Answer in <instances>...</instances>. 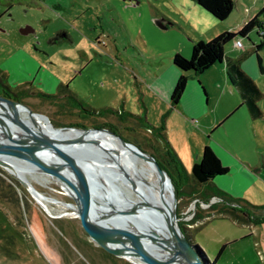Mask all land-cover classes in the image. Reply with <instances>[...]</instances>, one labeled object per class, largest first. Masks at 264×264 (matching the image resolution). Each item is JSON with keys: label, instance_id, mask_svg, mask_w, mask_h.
<instances>
[{"label": "rangeland", "instance_id": "1", "mask_svg": "<svg viewBox=\"0 0 264 264\" xmlns=\"http://www.w3.org/2000/svg\"><path fill=\"white\" fill-rule=\"evenodd\" d=\"M233 2L231 15L226 20H218L219 25L215 26L210 14L192 0H0L1 75H5V83L14 91L27 89L31 93L54 94L55 91L47 89L51 82L74 80L70 88L87 108L115 106L111 105L115 98L123 100L125 95L132 103L138 94L139 74L166 77L173 55L179 52L190 57L193 45L201 36L199 33L205 36L204 41H209L224 31H238L250 13L259 12L264 6V0ZM62 28L70 32L74 43L69 37L55 41ZM257 28L249 36L256 43ZM215 30L222 31L214 34ZM240 39L245 47L240 48L231 41L226 45V54L233 58L242 56L250 41L247 37ZM114 40L120 52L115 51ZM261 54L264 57V52ZM250 57L257 60L256 53ZM193 81L207 104L202 85L209 93L207 86L195 74L189 84ZM213 101L219 108L223 103L219 95ZM23 103L33 112L48 116L47 120L58 128L93 125V121L80 117L70 104L32 95L24 98ZM151 104L154 107L148 122L166 126L160 117H152L160 115V104L148 100V106ZM193 119L198 122L189 120L187 125H180L171 117L165 129L166 133L170 130L171 139H167L175 145L187 170L186 175L177 178L183 184L180 194L174 185L179 224L192 231L195 243L207 254L210 264H240V261L254 264L255 257L247 251L246 241L223 248L225 242L239 235V231L231 219L224 217L226 215L213 213L211 205H219L221 200L211 197L209 205L201 197L200 185L194 180L188 181V177L192 178V150L199 146L203 150L206 143L211 146L215 140L222 143L228 139L236 141L242 134L253 141L257 134L244 127L239 116L208 133L203 128L207 118ZM97 121L95 126L104 123ZM106 123L151 155L158 147L155 136L133 120L121 122L110 118ZM239 125L243 133L238 131ZM175 134L181 143L187 140V154L174 140ZM257 136L264 138V130ZM124 178L130 184L128 187H132L131 190L127 187L126 194L129 195L134 188L130 180ZM30 179L50 200L61 205L64 202L75 205V201L50 177L30 176ZM0 183L3 185L0 191V264H144L134 257H129L132 262L106 252L93 242L80 217L73 214L74 210L51 204L50 212L18 177L2 166ZM136 196L135 193L132 198ZM211 213V217L193 222L197 214Z\"/></svg>", "mask_w": 264, "mask_h": 264}, {"label": "water", "instance_id": "2", "mask_svg": "<svg viewBox=\"0 0 264 264\" xmlns=\"http://www.w3.org/2000/svg\"><path fill=\"white\" fill-rule=\"evenodd\" d=\"M5 103L22 105L32 115L38 114L49 119L44 114L33 112L24 103L0 95V166L8 170V164L3 161V158L16 157L37 167L59 184L79 207L80 203L86 207L94 206L95 217L106 216L105 220L108 223L106 227L110 229L112 237L122 239L123 241L120 242L123 243L122 245L130 240L136 245L135 251L141 253L148 264H166L158 260L141 240L143 237L148 242L161 245V237L149 231L153 230L154 227H151L145 218V216L156 211H161L165 215L167 230L174 242L179 264H206L194 244L187 239L179 224L176 193L173 195L172 203H167L165 200L161 202L149 201L142 196L141 200H135L125 193L117 192L114 183H112L116 176L113 167L122 171L133 184L125 163L119 159L117 150L115 151L98 139L91 138V135L95 132H101L117 138L132 155L154 166L161 183V189L167 185L175 189L171 176L162 168L155 156L143 151L115 131L105 127L76 128L65 126L58 128L51 123L58 131H79L75 136H58L39 130L19 113L10 110ZM105 158L113 162L111 167L104 166ZM23 185L32 192L30 186ZM79 217L93 242L111 255L131 260L129 258L130 251L112 249L101 241L100 235L97 234L81 207ZM133 217L140 225L133 222ZM129 223L134 225L135 230L130 229Z\"/></svg>", "mask_w": 264, "mask_h": 264}, {"label": "crops", "instance_id": "3", "mask_svg": "<svg viewBox=\"0 0 264 264\" xmlns=\"http://www.w3.org/2000/svg\"><path fill=\"white\" fill-rule=\"evenodd\" d=\"M263 11H264V6L261 8L259 12H255L254 14L250 13L248 15V18L244 19L243 27L248 21L252 20L253 18L258 19L261 29H259V27L257 28V35H258L257 43L253 42L252 39L249 37L250 32L252 31L251 30L249 34L246 36L250 41V45H247V48L243 51L244 53L242 54V56H240L239 58H233L228 54H226L225 51L226 59L223 62L217 63L208 70H206L204 73L197 75L200 76V78L203 80L204 84L207 86L208 90L210 91L208 93L206 88L202 85L204 92L207 95V99H206L207 104L204 103V98L199 88H197V86L194 85V81L189 84V80L185 93L183 94V97L179 102V104L176 106H173L171 104V94L181 74V71L174 65L173 62L172 64L170 62L168 66L169 68L168 75L166 77L161 78L158 75H152V74L138 75L137 77L138 94L136 95V99L134 102L130 103L128 97L125 95L123 100L115 98V101L111 103V105H115V106H107V107H112L120 112L128 111L133 114L143 116L148 120V118L150 119L151 109L152 107H154L152 105L153 103L151 104V106L150 105L148 106V100H153L154 102L160 104L161 110L159 109L160 115L155 116L154 114L152 117H155V119L156 118L158 119L160 117L159 118L160 121L161 120L165 121L166 127L168 125V120H170L171 117H172V121L176 123L179 122L180 125L181 124L187 125V122H189V120H191L192 122H198V120L193 118L200 116L203 117L204 119L207 118V121L205 122L203 128L204 131L208 133L212 129L213 131H215V129L219 128L220 126H223L227 122L236 120L235 118L239 116V119L242 121L243 125H245L244 127H247V129L250 132L256 133L257 135L258 133H260L262 135L264 130V57L263 54L261 53L264 52V47L257 50L256 46L264 41V34H262V32L264 33ZM210 18H212L211 20L213 21L211 22L215 26L219 25L218 23L219 21L216 18H214L211 14H210ZM242 28H240L239 30H241ZM254 29H256V27ZM220 31L222 30L219 31L215 30L214 34ZM238 31H234V32H238ZM61 32L66 33L65 35H67V37H69L72 40V43H74L75 39L72 38V35L67 29L62 28L59 33ZM199 35L201 36H199L200 38H198V41L203 40L205 36L202 35V33H199ZM236 40H234V43ZM116 42L117 41L114 40V49L116 52H120L119 46ZM244 47L245 45L243 44L242 48ZM253 53H256L257 60L255 57H250ZM258 55H260L261 60H259ZM228 59L239 60L243 70L252 79H254L258 87L263 92V97L258 102L259 107L263 112L262 118L255 119L251 116L248 107L243 103V99L239 89L231 83L227 69ZM133 71L135 70L133 69ZM192 75L193 74L191 73L189 74V79L192 77ZM73 83L74 80H71L69 82L68 80L60 79L57 80L56 82L55 81L51 82L50 87L47 89L48 91H53V92L55 91L54 94L61 95V97L68 95L70 91H71L70 93H73L75 95L74 91L70 88L71 84ZM216 87H218L219 91L217 90ZM20 90H27V89H20ZM218 95L219 97L222 98L223 101L220 108L214 105V101H213L214 98ZM210 98H211V103L208 104ZM57 102H63L62 104L65 103L69 104V102H67L64 99ZM73 109L79 112L80 117L85 118L84 114L81 113L80 109L78 108H73ZM210 112H212L214 116H211ZM110 118H117V117L109 115L106 118H101V120L103 122H106ZM218 123L219 125L216 126ZM240 126L241 125H239L238 131L243 133V130L242 131L240 130ZM257 135H255V137L253 136L254 137L253 141H251L249 137L242 134V136L240 138L238 137L236 141L233 139L232 140L228 139L223 143L216 140L211 142L210 145L212 149L220 158L223 165L229 168V172L225 175L215 177L209 185L208 184L201 185L198 183L200 185L201 197H203L205 201H208L207 203H210V199L215 198L214 196H211V194L208 191L210 187L214 186L229 193L234 197L245 198L253 204L264 205V138L260 139ZM166 136L170 138V130H168ZM238 136H240V133ZM174 140L178 142V145L180 146L182 145L181 149L187 154V140H184L181 143L177 134L174 135ZM179 142L181 144H179ZM171 145L175 149L174 147L175 145L173 144ZM206 145L208 144L206 143L204 146ZM203 150H202V146H199L197 150H192L191 156L193 158V166L201 161ZM190 180H194V179L191 178ZM254 187L255 189H253ZM224 215H226L224 217H226L227 219H231L227 214ZM205 218H209V217H205ZM232 221L234 225L237 227V230L239 231V235H235L234 238H232V240L225 242L223 248H225L227 245L231 243L246 241L247 251H251L255 257L254 264H264V223L241 224L234 220ZM191 235H193L192 231H191ZM240 264H244V263L240 261Z\"/></svg>", "mask_w": 264, "mask_h": 264}, {"label": "trees", "instance_id": "4", "mask_svg": "<svg viewBox=\"0 0 264 264\" xmlns=\"http://www.w3.org/2000/svg\"><path fill=\"white\" fill-rule=\"evenodd\" d=\"M197 2L203 9L210 13L217 20H226L232 13L234 8L233 0H192ZM255 27L261 29L257 18H253L248 21L245 26L238 32L225 31L209 41L200 40L197 41L192 48V54L190 57H185L181 53H175L173 55L174 65L181 71V74L174 86L171 94V104L176 106L181 101L183 94L187 88L189 74L200 75L206 70L211 68L217 63L223 62L225 58L226 45L241 37H246L251 30ZM261 32V30H260ZM259 32V34H260ZM264 47V41L256 46L259 50ZM261 60L260 55H258ZM228 76L231 83L236 86L242 96L243 103L248 107L251 116L255 119L262 118L263 112L259 107V100L263 97V92L258 87L254 79H252L241 67L239 60L228 59L227 60ZM5 76L1 75L0 71V83L5 82ZM7 91L4 95L12 100L22 102L23 99L33 95L27 90L14 91L8 85H4ZM36 96L46 98L49 100H55L60 98L61 95L46 94V93H35ZM69 104L73 108L80 109L81 113L84 114L86 119L93 121L101 120L109 115L117 117L120 121L124 122L127 120H133L142 127L149 130L156 138L158 147L155 148L153 155L158 160L159 164L165 169L171 176L173 183L176 187V192L180 194L183 184H180L178 179L182 178V175L187 174V170L178 156L177 152L168 141L166 136L165 124L161 126H155L148 122V120L140 115L133 114L128 111H118L112 107H104L100 109L87 108L83 105L81 100L78 99L73 93L65 95ZM85 127V126H81ZM99 128H109L116 133H119L117 128L111 126L109 123L104 122L103 124L97 125ZM229 172V168L224 166L220 158L217 156L211 146L206 145L203 150L202 159L196 163L192 168V178L199 184L205 185L210 184L212 180L221 175H225ZM186 173V174H185ZM188 177V181H189ZM187 182V181H186ZM3 185L0 183V191ZM211 196L217 197L221 200L219 205H211L214 214H227L232 220L241 224H263L264 223V205L253 204L245 198L234 197L229 193L217 188L210 187L208 189ZM207 200V199H206ZM208 202V201H206ZM201 215L197 214L194 223L199 221L203 217H211L212 214ZM187 239L194 244L197 252L203 257L204 262L210 263L207 254L202 248L194 242L193 235L189 234L188 228L180 225ZM219 256V255H218ZM218 258V257H217Z\"/></svg>", "mask_w": 264, "mask_h": 264}, {"label": "bare ground", "instance_id": "5", "mask_svg": "<svg viewBox=\"0 0 264 264\" xmlns=\"http://www.w3.org/2000/svg\"><path fill=\"white\" fill-rule=\"evenodd\" d=\"M5 104L10 110L19 113L29 123L34 125L39 130L47 131L48 133H52L58 136H75L79 133V131L77 130L65 131V132L58 131L47 120V118L40 116L38 114L32 115L26 107L22 105H11L8 103ZM14 106L21 107L23 109L15 108ZM91 138L98 139L101 142L115 149V151L117 150V155L119 159L123 163H125L127 172L133 181L132 186L134 185L133 186L134 191L132 190L133 192L131 191L129 193V196L134 197V194L136 193L137 196L135 197V200H141L142 198H145L149 201L161 202L162 200H165V202L167 203H172L173 195L175 194V189L172 188L170 185H167L163 189H161V183L153 165L132 155L124 146L121 145L120 141L117 138L109 134L95 132L91 135ZM123 153L125 154L123 155ZM3 161H5L8 164V171L10 173L18 177L21 183L27 184L28 186L31 187L32 190L31 194L44 208L52 212L50 205L59 204L61 207L67 210L68 209L74 210L75 212H73V214L79 216V210L81 207L84 210L85 216H87L90 219L92 226L97 232V234L100 235L101 241L106 246L116 250L117 249L128 250L131 252L130 257L140 259L144 264H148V262L145 260L143 255L135 251L136 245L134 243L130 242V240H127L128 242L126 241L125 245H122L123 243L122 244L120 243L122 239L119 240V239H114L112 237V235L110 234L111 232L110 229L106 227V225H108V223L105 220L106 216L102 215L103 217L100 218L95 217V210L93 209L94 206L86 207L84 204L80 203V207H79L76 203L75 205H70L69 203L66 202H64L65 203L64 205H61L58 202L50 200L36 189L34 183L30 179V176H34V177L41 176L45 179L47 178L49 179V176L41 172L37 167H34L26 162H23L22 160L16 157L3 158ZM103 164L106 167L108 166L111 167L113 162L105 158V162ZM113 169L114 172L116 173V176L114 177L115 180H112V183H114V187L116 188L117 192L126 194L127 187L128 185H130L129 182H127L124 178V177L127 178V176L122 171L117 170L114 167ZM128 188L131 190L132 187H128ZM145 218L147 219L148 224H150L151 227L152 226L154 227L153 230H149V231L161 237L160 240L161 245H155L151 241L148 242L146 241L147 239L141 237V240L142 242H144V245L151 251V253H153L157 257L158 260H161L166 264H179L178 256L175 252L174 242L171 239V235H169L170 233L167 230V221L165 220V215L161 211H156L151 215L145 216ZM132 220L134 223L140 225L134 217L132 218ZM129 227L130 229L135 230L134 225H132L131 223H129ZM125 239H127V237H125Z\"/></svg>", "mask_w": 264, "mask_h": 264}, {"label": "flooded vegetation", "instance_id": "6", "mask_svg": "<svg viewBox=\"0 0 264 264\" xmlns=\"http://www.w3.org/2000/svg\"><path fill=\"white\" fill-rule=\"evenodd\" d=\"M66 33H64V32H61V33H59L58 34V36L55 38V41H58V38H62V39H64V37H67V35H65ZM5 82H6V80H5ZM3 83V84H1L0 83V95H2V96H4V97H6L5 95H4V93L7 91V89H6V87L4 86V85H7L6 83ZM9 86V85H8ZM10 87V86H9ZM11 88V87H10ZM71 92V91H70ZM69 92V93H70ZM31 93V92H30ZM33 95L32 96H36V94L35 93H32ZM64 97V96H63ZM63 97H60V98H57V99H55L54 101H60V100H62V99H64V100H66L67 102H68V100L66 99V98H63ZM6 98H8V97H6ZM9 99H11V98H9ZM22 103V102H21ZM81 126H85V127H83V128H87V127H91V126H95V125H89V126H86V125H81ZM95 127H97V126H95ZM183 226H185L186 227V225H183ZM189 227H191L192 228V224H189ZM188 232H189V234H191V230H189L188 229Z\"/></svg>", "mask_w": 264, "mask_h": 264}, {"label": "built area", "instance_id": "7", "mask_svg": "<svg viewBox=\"0 0 264 264\" xmlns=\"http://www.w3.org/2000/svg\"><path fill=\"white\" fill-rule=\"evenodd\" d=\"M262 34H263V32H262ZM235 44L238 45L240 48L243 47V44H242V40H241V39H237V40L235 41ZM209 205H210V203H209Z\"/></svg>", "mask_w": 264, "mask_h": 264}]
</instances>
